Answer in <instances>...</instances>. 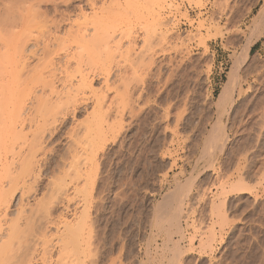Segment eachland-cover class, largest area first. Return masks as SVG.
<instances>
[{"label": "rangeland", "instance_id": "rangeland-1", "mask_svg": "<svg viewBox=\"0 0 264 264\" xmlns=\"http://www.w3.org/2000/svg\"><path fill=\"white\" fill-rule=\"evenodd\" d=\"M0 4L12 12L0 18V220L4 231L27 217L36 228L16 264H264V0ZM82 74L91 84L77 90ZM218 120L224 148L200 159ZM188 183L185 238L168 243L157 217ZM173 243L183 254L169 263Z\"/></svg>", "mask_w": 264, "mask_h": 264}, {"label": "bare ground", "instance_id": "bare-ground-1", "mask_svg": "<svg viewBox=\"0 0 264 264\" xmlns=\"http://www.w3.org/2000/svg\"><path fill=\"white\" fill-rule=\"evenodd\" d=\"M4 3V2H3ZM5 4V3H4ZM1 5V4H0ZM3 5V4H2ZM32 6V5H31ZM35 6V5H34ZM34 6H32V7H34ZM6 7V9H3L4 10V13H3V11H1V6H0V11L2 12V13H0V18H1V20H5L3 23H5V24H7L8 22H9V19L11 18V17H9V16H11V14H12V12H11V10H9L10 8V6H8V8H7V6H4V8ZM8 9V10H7ZM20 10V9H19ZM14 12V11H13ZM14 14H15V12H14ZM262 14H264V10H263V13ZM16 15V14H15ZM83 16V15H82ZM9 17V18H8ZM14 17V16H13ZM7 18V19H6ZM84 18V17H83ZM87 17L85 16V18L84 19H86ZM260 19H262V17L260 18ZM260 19H258L255 23H254V30L252 31V33L250 34V37H248V39L246 40L247 41V43H246V45H245V47H243V49H242V51L240 52V54H238V55H236V57H235V62H234V66H233V68L231 69V72H230V75H229V81H228V83L226 84V86L223 88V93H222V95H221V97L219 98V100H218V102H217V104L219 105V108H220V110H221V113L219 112V114H220V118L222 117V115L223 114H225V112H227L226 111V109H227V106H229L230 104H231V101L233 100V94H234V92H235V89L237 88V80H236V77H237V73H238V71H239V68L248 60V57L250 56V54H251V52H252V50H253V48H254V46H255V43L257 42V40H258V38L261 36V34H262V30H263V28H261V27H263L262 25V22H260ZM11 20V19H10ZM264 20V19H263ZM6 21H7V23H6ZM1 22V23H2ZM95 24V23H94ZM93 24V25H94ZM80 25V24H79ZM97 25V24H96ZM96 27V26H95ZM82 27H78V31L79 32H81L82 33V30H84L83 28L81 29ZM97 28H94V30H96ZM83 34V33H82ZM83 37L85 36V35H82ZM86 37V36H85ZM233 56V55H232ZM27 59V58H26ZM76 71V73H79V72H77V71H79V69H77V70H75ZM80 76H81V73L79 74ZM70 76V75H69ZM74 76V75H73ZM73 76H70V78H72ZM68 77V76H67ZM87 77V76H86ZM83 74H82V77H81V82L77 85V90H79V89H81V88H86V87H88V86H90V84L91 83H88L87 81H86V79L87 80H89L88 78H86ZM14 78H15V76H14ZM14 78H13V76H12V78L11 79H13L14 80ZM69 78V77H68ZM69 78V79H70ZM79 79H80V77H79ZM67 80V79H66ZM70 80H67L66 82L67 83H70L69 82ZM74 85V84H73ZM72 85V86H73ZM71 86V85H70ZM50 87V86H49ZM75 87V86H74ZM73 87V88H74ZM79 88V89H78ZM71 89H72V87H70V91H71ZM75 89V88H74ZM52 90H53V87H52ZM82 90H84V89H82ZM72 91H73V89H72ZM76 91V90H75ZM68 92H69V88H68ZM74 92V91H73ZM78 92V91H77ZM79 93V92H78ZM65 94H66V92H65ZM68 94V93H67ZM73 94V93H72ZM77 94V93H76ZM70 95V94H69ZM74 95H75V93H74ZM72 96V95H71ZM59 97H61V96H59ZM58 97V98H59ZM73 96L72 97H68L67 98V100L65 99V101H67L66 102V104L68 103V104H72V102H74L75 101V98H76V95H75V98H73ZM59 100V99H58ZM62 101H63V99H62ZM71 101V102H70ZM59 103L58 104H61L60 103V101H58ZM63 104H65V102L63 101L62 102ZM51 104V103H50ZM56 104V103H55ZM54 104V107L56 106ZM65 104V105H66ZM67 104V105H68ZM40 105H41V103H40ZM43 105H44V103H43ZM64 105V106H65ZM66 105V106H67ZM232 105V104H231ZM63 106V105H62ZM43 107V106H42ZM45 107H47V105H45ZM44 107V108H45ZM48 109L50 108L49 106L47 107ZM47 108H45V109H47ZM43 109V108H42ZM42 109H40V111L42 110ZM44 109V112L46 111ZM47 109V110H48ZM59 110V109H58ZM18 112H19V110H18ZM41 112H43V111H41ZM54 113V112H53ZM20 114V113H19ZM48 114H50V112H48ZM24 121V120H23ZM26 121V120H25ZM24 121V122H25ZM23 122V123H24ZM5 127V126H4ZM212 127V126H211ZM213 129H212V131L210 132V135H208V138H207V140H205L206 142H205V144H204V148H203V150H202V152H201V155H200V159H204V160H208V161H213V160H216V159H218V157H219V153L223 150V148H224V145H225V142H226V135H225V127L222 125V123H221V121L220 120H218L217 121V123H215V125H213V127H212ZM36 140V142H37V139H35ZM35 142V141H34ZM34 144H36V143H34ZM35 146H37V145H35ZM33 147H34V145H33ZM32 148V147H31ZM36 149V148H35ZM33 151H34V149H33ZM35 152V151H34ZM34 152L32 153V155L34 154ZM30 159V158H29ZM27 160V159H26ZM32 160V159H31ZM27 161H29L30 162V160H27ZM27 164V165H26ZM29 164V165H28ZM31 164V165H30ZM24 169V171L22 170V174L20 175V176H22L23 174L25 175H23L25 178L26 177H29V176H31V173L33 172V170H32V168H33V166H32V163L30 162V163H27V162H25V164H24V167H23ZM24 172V173H23ZM264 176V175H263ZM24 177H21V179L22 178H24ZM21 179H20V181H21ZM12 181H14V180H12ZM12 181H11V183H12ZM17 181H19V180H17ZM25 181V180H24ZM16 182V179H15V181H14V183ZM16 184H17V182H16ZM16 184H14L13 186L14 187H16L15 185ZM186 184V183H185ZM241 184V183H240ZM190 184L188 183L187 185H184V186H181V185H179V188H180V190L175 194H170V196H168V197H166L167 199H165V202H164V204H163V206H162V209H161V211H159V213H161L160 215L158 214V219L159 220H163L164 221V223L163 224H161L162 225V228H163V230H164V232L166 233V236H167V242L169 243H172V237H173V235H178L179 237H181L182 239H184L185 238V234H184V230H183V227L181 226V214H182V204H183V200L185 199V197L187 196V193H189L188 191H190L189 190V186ZM192 185V184H191ZM238 185V184H237ZM242 185V184H241ZM241 185H239V186H241ZM13 187V188H14ZM242 187V186H241ZM1 188V187H0ZM240 188V187H239ZM237 189V188H236ZM1 190V189H0ZM239 190H241V191H243V190H245V189H239ZM60 191H62L63 192V188H60ZM235 191V190H234ZM62 192H60V193H62ZM239 192V191H238ZM4 194V193H3ZM1 195V194H0ZM222 195H224V194H222ZM2 197H4L3 195H1ZM2 197L0 198V200L2 199ZM4 199H6V198H4ZM7 200V199H6ZM1 202V201H0ZM3 202H4V200H3ZM6 202V201H5ZM163 202V201H162ZM7 203V202H6ZM222 204L223 203H221V204H215V206H214V210L213 211H215V214H217L219 217H221L222 215H221V211H220V209L221 208H224V207H221L222 206ZM4 205V204H3ZM5 205H7V204H5ZM161 205V204H160ZM40 206H42L41 207V209H39V211L37 212V213H39L40 211L42 212V211H44L43 213H45V211H47L45 208H47V207H45V205L43 206L42 204L40 205ZM160 208H161V206H160ZM0 209H1V204H0ZM43 209V210H42ZM45 209V210H44ZM2 212V211H1ZM41 212L39 213V214H41ZM225 212V211H224ZM4 213V212H3ZM47 213V212H46ZM1 214V213H0ZM5 214V213H4ZM21 215V214H20ZM23 215V214H22ZM21 215V216H22ZM33 215V214H32ZM35 215V218H36V213L34 214ZM33 215V216H34ZM225 215V214H224ZM224 215L222 216V217H224ZM42 216V215H41ZM0 217H1V215H0ZM24 217V216H23ZM27 217V216H26ZM30 217V216H29ZM226 217V216H225ZM2 218V217H1ZM0 218V219H1ZM22 218V217H21ZM25 218V217H24ZM23 219V218H22ZM155 219H156V216H155ZM225 219V218H224ZM30 219H28V217H27V219H26V222H24V224H25V227L27 228V229H23V228H25V227H21V222H20V219H18V220H14V221H11L10 223H8L9 224V228H8V226H7V230L6 231H4V229H2L3 227H2V225H1V220H0V264H16V261H18L19 260V258H21V255H22V251L21 250H23V248L24 247H26V246H24V247H22L21 248V243H22V238L23 237H25V235H27L28 233H30V231H32V230H34V229H36L35 227H34V229H33V226L32 225H34L32 222L34 221H32L31 220V222L29 221ZM159 220H158V222L157 223H159ZM25 221V220H24ZM221 221V220H220ZM22 222H23V220H22ZM155 222H156V220H155ZM161 223V222H160ZM225 223V222H224ZM223 224V223H222ZM36 225V224H35ZM156 225V224H155ZM160 225V224H159ZM158 225V226H159ZM6 227V226H5ZM161 226H159V228H160ZM161 228V229H162ZM23 229V230H22ZM160 229V230H161ZM162 230V231H163ZM28 231V232H27ZM4 232H6V233H4ZM34 233V232H33ZM69 233H71V232H69ZM31 234V233H30ZM29 234V235H30ZM72 234V233H71ZM28 235V236H29ZM28 236H26L27 238H29ZM64 238V237H63ZM4 239L6 240V241H4ZM25 239V241L27 240L26 238H24ZM16 240H18V241H20V242H18L19 244H18V246H16ZM29 240V239H28ZM45 241V240H44ZM47 241V240H46ZM23 242H24V240H23ZM31 242H32V240H31ZM16 243V244H15ZM167 243V244H168ZM29 244V243H28ZM174 244V246H173V248L171 249V253H172V258H174L173 260H170L171 262H169V263H174L175 261V258H177L180 254L182 255L183 253V250L180 248V246H179V244L178 243H173ZM169 245V244H168ZM16 246V247H15ZM203 249H206V248H212L211 247V243H210V241H206V243H203V245H200ZM21 248V252L20 251H17L18 249L17 248ZM30 247V246H29ZM168 248V247H167ZM200 248V247H199ZM26 249V248H25ZM24 249V250H25ZM29 249V248H28ZM169 249V248H168ZM23 250V251H24ZM21 253V255H20V257H19V255L17 254V253ZM26 252V251H25ZM29 252V251H28ZM164 253V252H163ZM163 256V255H162ZM27 257V256H26ZM17 258V260L15 261V259ZM171 258V259H172ZM178 259V258H177ZM176 259V260H177ZM160 260V259H159ZM20 261H21V259H20ZM20 261H18V262H20ZM174 261V262H173ZM18 262H17V264H18ZM27 263H28V261H26ZM30 263V262H29ZM20 264V263H19ZM175 264V263H174Z\"/></svg>", "mask_w": 264, "mask_h": 264}]
</instances>
